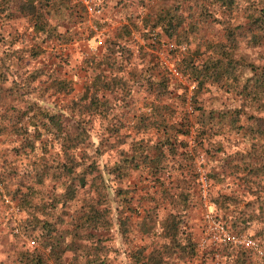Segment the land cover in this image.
I'll list each match as a JSON object with an SVG mask.
<instances>
[{"label": "rangeland", "instance_id": "obj_1", "mask_svg": "<svg viewBox=\"0 0 264 264\" xmlns=\"http://www.w3.org/2000/svg\"><path fill=\"white\" fill-rule=\"evenodd\" d=\"M68 2L76 5L77 17L64 23V27H58L57 32L61 34L68 28L66 35L53 38V46L45 47V51L34 59L28 57L29 49L43 47L45 43L32 37V22L25 12L15 13L16 17L21 15L15 22L0 21V50L5 51L9 59L0 60V69L7 76L6 88H10L4 91L5 105L0 109V128H5L0 131V264H18L14 257L18 250L38 249L43 254L48 251L22 231V225L28 220L22 196L29 187L44 191V200L53 194L59 196L60 189L53 188L55 179L45 178L43 185L37 186L36 174L44 164L63 160L59 143L53 136L43 137V142L36 141L33 147H24L16 131L11 129L12 115L8 105H20V101L12 103V100L21 93L23 97L37 99L43 107L64 112L88 88V95L95 94L107 103L105 118L86 114L92 145L97 143L100 135L115 128L119 129L117 138H111L112 142L115 140V147L129 151L134 140H141L149 147L162 137L164 123L174 125L172 134L178 144L175 156L167 155L165 159L170 174L160 171L159 179L144 167L131 171L120 181L103 175L102 164L117 154L115 149L105 152L98 157V170L93 174L102 176L107 186L103 196L109 204L106 201L102 204L103 198L97 191L85 186L73 200L60 203L53 210V218L60 213L65 218L70 215L67 219L73 220L82 207V198H89L104 209L105 223L98 229L88 230L93 238L80 237L75 241L78 246L82 242L87 245L84 248L91 251L90 256L87 255L89 258L94 255V244L89 242L98 239L107 256L103 264H132L135 251L142 250L152 256L154 250H162V244L168 239L161 226L179 222L194 243L195 254L183 256L176 252L172 264H237L234 249L238 245L224 250L209 242L202 243L203 196L211 206V213L229 230L257 240L263 251L260 258H263L264 234H260V228L264 224V176L260 173L252 175L254 169H247L245 165L264 166L261 161L264 146L261 152L246 157L251 148L250 138L228 120L235 110H239L242 115L237 116L236 124L245 126V115L264 116V112L257 111L242 97L240 84L243 77L235 80L223 75L197 84L190 72L180 69L182 59L191 58L198 63L201 58L217 56L211 45L223 41L221 25L202 16L197 4L184 3L178 9L183 21L177 31L187 34L189 41L186 42L165 35L158 27H149L157 11L172 4L173 0H95L100 11L92 15L85 12L81 0ZM233 3L234 7L228 11L216 5H211L208 10L224 23L245 26V8L261 6L264 0H233ZM2 6L0 14L4 9ZM51 15L45 14L47 24ZM80 16L83 21L78 22ZM13 19L15 17L10 20ZM192 22L197 23L195 31L188 28ZM61 39L66 41L55 43ZM98 39L100 45L96 42ZM111 42H117L120 47H111ZM108 54L115 55L116 60L99 59ZM235 55L244 58L245 62L264 66V45L250 46L242 41ZM117 62L121 65L115 66ZM33 67H41L43 75L37 82L26 85L29 79L26 75ZM172 68L178 71L179 77L172 75ZM122 69L129 79L123 88L107 89L100 83L90 85L97 72L110 80ZM236 72L245 75L240 70ZM53 79L68 81L70 89L57 91ZM161 79L166 83L164 89L156 83ZM200 114H217L216 119L210 118L209 123L203 124L206 131L202 136L194 131V120L201 123L198 121ZM221 114L225 115L222 117ZM62 180L60 177L57 182L60 184ZM126 185L131 186L132 199L129 205L121 208L117 203L116 188ZM38 216L46 219L44 215ZM118 216L125 218L127 228L124 224L119 225ZM57 222L63 226L59 219ZM122 228H125L123 233ZM257 255L248 250L244 263H262ZM63 257L67 260L68 254L64 253Z\"/></svg>", "mask_w": 264, "mask_h": 264}, {"label": "trees", "instance_id": "obj_2", "mask_svg": "<svg viewBox=\"0 0 264 264\" xmlns=\"http://www.w3.org/2000/svg\"><path fill=\"white\" fill-rule=\"evenodd\" d=\"M68 1L0 0V5L3 4L2 7H4L3 12L0 14V21L15 22L21 17V15L16 17L15 13L25 12L26 18L32 22V37L36 40L40 39L42 43H45L43 47L32 46L29 49L27 55L34 59L45 51V47L49 48L53 46L51 44L53 38L66 35L68 28L61 34V32H57L58 27H64V23L73 17H77L76 5L69 4ZM173 1L169 6L160 8L157 11L149 27H158L165 35L169 37L175 36L179 40L188 42L189 37L187 34L183 31H177L183 21V17L178 14V9L184 3L191 1L193 4H197L202 16L209 17L221 25L224 38L223 41L211 45V49L216 52L217 56L201 58L198 63H194L191 58L182 59L180 60V69L190 72L197 84H200L204 79H216L223 75L227 78H234L235 80L243 77L240 84L242 97L247 99L249 104H252L257 111L264 112V66L259 67L251 62H245L243 61L245 60L244 58L235 55L238 45L242 41H245V44L250 46L264 45V4L257 7L248 5L245 8L247 21L244 26L241 24L231 25L224 23L213 12L208 10L211 5H216L228 11L229 8L234 7L233 0ZM12 12L13 14H11ZM45 14H52L48 24L46 23ZM13 17L15 19L10 20ZM81 21H83V17L80 16L78 22ZM196 27L197 23L195 22H192L188 26L191 31H195ZM65 41L66 39H61L55 43L60 44ZM110 46L120 47L117 42H111ZM103 57L107 60H116V56L113 54L100 56L99 59L102 60ZM6 59H8L7 53L0 50V60ZM120 65L117 62L115 66ZM237 70H240V73H244L245 75H238ZM42 75L43 70L41 67H33L26 75L29 79L25 84L28 85L29 83L37 82L38 78ZM91 80L90 85L95 86V83H100L102 87L107 89L110 87H118L120 89L129 82V79L124 75L123 69L116 71L110 80H106L100 72H97ZM54 81L57 91H68L70 89L68 81L63 79ZM5 82H7V76H4L3 69H0V109L5 105L4 91L10 89L6 88ZM147 82L149 81L147 80ZM156 83L162 89L166 87L164 79ZM88 91L89 88L78 95L72 101V105L67 106L64 112L53 111L48 107H43L37 102V99L35 100L27 96L23 97L21 93L16 94L12 100V103L20 101V105L16 107L12 104L8 105L9 113L12 115L10 116V119H12L11 129L16 131L20 137V141H23L24 147H33L36 141L43 142V137L53 136L57 139L60 146L59 150L63 154V160H60L61 162L57 161L44 164L39 173L36 174L37 186L43 185L45 178L49 180L55 179L56 184L53 188L60 189L59 196L53 194L48 200H44V191H39L35 187H29L24 195L21 194L23 195L22 201L24 202V208L28 211V220L26 224L22 225V231L40 243L42 247L48 248V251L46 254H43L38 249L18 250V254L14 256L17 258L18 264H49L50 262L52 264H103L105 262L107 256L98 239H95V242H89V244H94V255L91 258L88 257L91 251L87 250V247L84 248V246H87L85 243L82 242L80 246L75 244V241H78L80 237L86 239L93 238L88 230L98 229L105 223L106 218L103 208L98 207L89 198H82V207L79 210L78 216L73 217V220L67 219L70 215L65 218L60 213L54 218L52 217L53 210L60 203L63 205L66 201L73 200L85 186H88L89 190L97 191L100 198H103L102 204L105 201L109 204L107 197L103 196V192H106L107 186L102 176L100 174L98 176L93 174L94 171L98 170V157L105 152L115 149V153L117 154L114 158L106 160L102 164L101 172L103 175L112 176L116 180L126 179L131 171L141 169L142 167L147 169V172L155 179H159L158 177L160 175L158 174L160 171H166L170 174V166L165 159H167V155L173 158L177 153L176 146L178 144L175 135L172 134L174 125L167 124L166 126L164 123L162 126L164 130L162 137L152 142L149 147H145L141 140H134L129 151L115 147L113 144L115 140L113 142L111 140L112 137L117 138L119 134V129L115 128H111L110 132L104 136L103 134L100 135L97 143L92 145L89 133L90 127L86 124L88 123L86 114L91 113L105 118L104 113L107 103L105 100L104 102L100 100L95 94L88 95ZM13 93H16V91L14 90ZM86 109L89 111H86ZM223 115L225 114H221L222 117ZM238 115L242 114L239 110H235L233 117H230L228 121L231 123L230 125L245 131L250 138L251 148L248 151L249 153L247 152L246 157L261 152V147L264 146V116L253 114L245 115L247 123L245 126H241L236 124ZM216 117L217 114H200V120L198 121L201 123L197 124V120H194V124L196 123L194 131L199 136H202L206 131V129L202 128L203 124L209 123L210 118L216 119ZM2 130H5V128H0V131ZM182 132L186 133L184 130ZM261 161H264V151ZM252 164L254 163H246L245 165L247 169H254L252 175H258L260 173L259 175L262 174L264 176V166L259 167L253 166ZM261 165H263V162ZM60 177L63 180L59 184L57 180ZM262 184L264 185V182ZM130 187L126 185L125 188H116V199L118 200L117 203L121 205V208L131 203L132 196ZM262 193H264V189H262ZM25 194L27 195L25 196ZM39 214L44 215L46 219L38 218ZM57 219L61 221V225L63 226L59 225ZM118 220H120V226L122 224L124 226L126 225L125 218L118 216ZM128 226L127 224L125 228ZM125 228L121 229L122 233L125 232ZM161 229L164 233L163 235H166L168 239L167 242L162 244V250H154L155 254L152 253V256L150 253H143L142 250L135 251L132 253V264H172L176 257V252H179L178 255L181 254L183 256H193L195 254L194 243L183 232L179 222L161 226ZM260 229V234H264V224ZM181 237L182 239H180ZM228 246L233 247L237 245L218 247L228 250ZM248 250L241 246L235 247L234 256L236 257L237 264H245L244 261L248 256ZM64 253L68 254L67 260L63 257ZM261 259L262 263L260 264H264V256Z\"/></svg>", "mask_w": 264, "mask_h": 264}, {"label": "built area", "instance_id": "obj_3", "mask_svg": "<svg viewBox=\"0 0 264 264\" xmlns=\"http://www.w3.org/2000/svg\"><path fill=\"white\" fill-rule=\"evenodd\" d=\"M84 9L88 15L99 13V8L95 0H81ZM97 44H101L98 39ZM171 73L175 77H179V73L175 68L171 69ZM200 184L203 185L202 177H200ZM203 215H202V243L209 242L214 246L238 245L249 249L252 252L261 256L263 251L259 248L255 239L250 236L235 233L229 230L219 219H217L211 212V206L207 203L203 196Z\"/></svg>", "mask_w": 264, "mask_h": 264}]
</instances>
